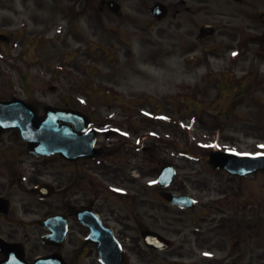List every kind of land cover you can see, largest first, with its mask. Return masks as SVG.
<instances>
[{"label":"flooded vegetation","instance_id":"af4514ba","mask_svg":"<svg viewBox=\"0 0 264 264\" xmlns=\"http://www.w3.org/2000/svg\"><path fill=\"white\" fill-rule=\"evenodd\" d=\"M164 1L168 5V16L164 19L168 21L167 39L192 37L204 24L215 27V35L192 40L191 52L201 42L217 36L226 39L227 52L243 48L234 44L240 35L233 26L245 23L250 5L264 6V0ZM31 4L26 0H0L1 59L5 60L13 51L20 56L15 44L18 32L14 29L24 27L26 15L35 20V8ZM200 13H204V20ZM188 24L191 28H186ZM183 28L186 34H177ZM233 56L231 53L230 57ZM18 84L24 90L23 83ZM9 90L0 87V100L19 95ZM168 102L156 105L150 115L145 104H140L134 116L126 115L122 120L118 117L117 129L100 144L101 161L98 157L68 160L57 154L40 156L31 152L19 130L3 132L0 137V264H25L42 256H50L60 264H103L99 239L109 238L105 234L110 232L131 251L134 264H150L154 255L175 262L187 258L192 264H264L263 195L258 188L249 191L248 177L225 170L218 172L226 177L212 184L192 177L193 166L186 163L182 137L177 133L170 142L169 131L164 126L168 118H183L184 111L180 102L173 106ZM152 114L159 116L152 117ZM210 115L216 123L215 112L211 111ZM135 117L151 124L140 126ZM234 129L240 130L237 126ZM170 161L176 169L172 184L150 183ZM41 184L53 185L55 192L42 197L38 192ZM185 185L195 190L200 200L209 199L196 211L191 227L176 223V218H183V210H174V218L163 216L173 206L165 198L166 194L183 193ZM138 203H143L144 210L138 209ZM85 206L80 219L78 210ZM158 206L165 210L154 212ZM89 211L97 214L92 221L103 232L96 240L88 225ZM174 224L180 228H172ZM145 229L167 237L175 234L181 240L176 247L159 254L160 251L144 247ZM185 230L188 232L181 237Z\"/></svg>","mask_w":264,"mask_h":264},{"label":"rangeland","instance_id":"374dc122","mask_svg":"<svg viewBox=\"0 0 264 264\" xmlns=\"http://www.w3.org/2000/svg\"><path fill=\"white\" fill-rule=\"evenodd\" d=\"M121 1L125 7V14L117 17L105 8L101 23L98 22L100 19L90 21L92 18L85 16L79 20L65 19L60 16L51 23L47 22L51 30L47 33L40 31L42 41L36 49L37 52L34 57L37 58L35 59L37 63L34 64L33 68L29 64L25 65L22 57L19 56L17 57V64L20 70L16 68L17 71H11L6 68L7 65L4 64L0 56V67H2L0 68V87H6L12 93L17 92V94L26 98L25 91L17 84L16 76H18V73H22L23 69H29L30 74L26 77V82L30 84V98L37 103L39 113H43L44 107L47 105H66L90 111V113L93 112L95 115L93 118L95 120L100 119L101 121L98 122L102 124L106 123V118H111L115 109L119 110V106L97 101L90 102L89 100L112 97L113 92L124 97L152 96L154 99L152 103L150 105L145 104V108L149 111L156 105H160L159 101L164 105L169 99H175V101H169L170 106H173L176 101H179L178 98L180 97L185 98L186 101L187 99L199 100L206 106L209 105L210 101H216L215 103H220L219 108L223 113L227 110L226 104L228 101L227 99L216 100V97H219V85L216 86L215 84L220 82V76L223 78L224 72H228L230 66H234L236 67L234 70L232 69V72H236L234 77L247 76L249 84L247 89L254 97H245L243 101L237 102L238 113L245 114L248 118L242 123H237L236 117H233L234 115L230 116V121L224 125L223 131L220 132L222 133L221 138L228 137L227 145L242 152H264V128L262 126L264 125V115L262 117L263 121H260L255 112L256 99L258 97L264 98V91H262L264 88L260 85L264 77V54L259 52L261 47L264 46V41L261 40L262 35H264V24L259 18V12L263 11L264 6H254L248 10L249 18L246 21V26H234L242 28L238 29V32L240 33L242 30L247 35L244 39L239 38L235 42L236 45H239L241 40H245L246 49L244 50L245 56L234 61L227 58V56L222 57L225 56L226 52L224 37L200 43L198 46L199 52L190 53L189 59L186 56L189 54L188 47L178 48L176 52L164 56L163 24L158 23L155 25L152 22V17L147 12V7L156 0ZM55 2L72 5V0H55ZM237 22L240 23L241 19L239 18ZM43 25L44 23L40 22L39 29L47 30L49 28L47 25L43 28ZM109 27H117L119 30H113L110 34L108 32ZM74 28H77L78 31L81 30L82 34H74ZM108 34H110L111 40L114 37L111 43L106 40ZM52 38H56L57 41L53 42ZM27 39L23 41L26 48L30 45ZM23 42L21 43L23 44ZM218 43L222 46L223 53L216 51V49L211 51L212 48L216 47L214 45ZM96 46L109 47L107 53L112 56V59L105 56L101 48L96 50ZM206 48L210 51L206 52ZM193 57L195 60L192 59ZM26 58L28 59L27 56ZM135 62L136 64L133 66ZM116 66L123 71L121 74L120 71L117 72V75L120 74L118 77L115 74ZM240 66L244 67V71L241 72ZM136 68L138 70L133 72ZM213 75L217 76V79L213 80L216 83L209 81L208 77ZM1 77H8V82ZM229 79L226 78L224 87L230 83ZM236 81L232 80V83H234L232 85L235 87L239 84ZM241 92H245V90H241ZM85 99L88 100L87 104L83 102ZM183 106L187 107V103H184ZM259 108V115L261 116L264 114V104H260ZM184 120V129L181 126L178 128L177 123L174 124L177 127L168 122H165L164 126L167 130L169 128L175 132L183 131L186 139L189 138L187 139L188 142L185 143V147L189 146V141L206 136L202 132L207 135H213L214 132L220 134L217 133L218 129L213 128V121L205 113L197 115V122L191 117ZM137 121L140 126L151 124L148 121L140 122L139 118H137ZM236 125L243 128L240 129L241 132L230 128V126ZM196 144L195 140L194 146ZM202 160L186 158V163H191L192 169L196 170L200 168ZM89 172L94 174L92 170H89ZM183 173L186 174V172ZM199 175L208 179L211 177L219 178V175H215L211 169L206 168L199 170ZM94 176L100 178L99 175L94 174ZM257 178L263 177L260 175ZM138 205V209H144L143 203H138ZM160 210L164 211L165 208L158 206L154 212L160 213ZM166 210L168 211L163 213V216L174 218L176 213L172 207ZM194 212V209L186 210L184 218H176V223L180 222L179 225L181 223L193 225L190 218ZM179 225L174 224L172 228H180ZM182 235L184 236V234ZM179 240L177 238L175 242L178 243ZM186 263L188 262L186 261ZM128 264L132 263L129 262ZM150 264L177 263H174L172 259L165 261L157 258V261L152 260Z\"/></svg>","mask_w":264,"mask_h":264},{"label":"water","instance_id":"95a60500","mask_svg":"<svg viewBox=\"0 0 264 264\" xmlns=\"http://www.w3.org/2000/svg\"><path fill=\"white\" fill-rule=\"evenodd\" d=\"M161 4H157L153 10L161 11ZM13 102L0 103V120L6 126H17L23 131L24 137L30 141L31 148L40 153H53L60 152L63 155L77 156L80 154H90L92 151L91 142L87 143V139L84 135H78L72 126L67 123L61 124L60 121H68L75 119L76 116L67 114L65 110L48 108L46 115L40 119H35L34 110L31 106L25 104V108L18 107V111L10 112L5 110V107H9ZM7 105V106H3ZM16 105V104H15ZM15 117V118H13ZM9 118H13L9 120ZM80 139V143L78 141ZM73 148H67L71 147ZM219 154V153H217ZM222 155V154H220ZM217 155V166H223L231 169L232 171H242L244 173L254 172L259 168H264V156H237L234 154ZM213 161L215 162L214 158ZM241 166V167H240ZM187 199H174L183 205H192L191 201H185ZM152 238L150 233L145 234Z\"/></svg>","mask_w":264,"mask_h":264}]
</instances>
